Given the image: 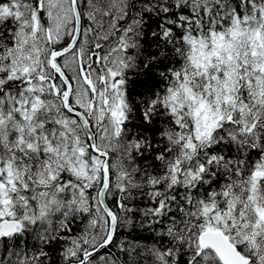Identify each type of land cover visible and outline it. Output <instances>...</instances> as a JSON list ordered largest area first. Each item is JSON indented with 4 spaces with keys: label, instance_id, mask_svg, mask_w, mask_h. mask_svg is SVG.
Instances as JSON below:
<instances>
[{
    "label": "snow or ice",
    "instance_id": "1",
    "mask_svg": "<svg viewBox=\"0 0 264 264\" xmlns=\"http://www.w3.org/2000/svg\"><path fill=\"white\" fill-rule=\"evenodd\" d=\"M0 264H264V0H0Z\"/></svg>",
    "mask_w": 264,
    "mask_h": 264
}]
</instances>
